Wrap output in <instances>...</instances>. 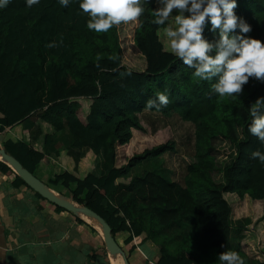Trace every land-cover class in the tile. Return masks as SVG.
<instances>
[{
  "label": "trees",
  "instance_id": "1",
  "mask_svg": "<svg viewBox=\"0 0 264 264\" xmlns=\"http://www.w3.org/2000/svg\"><path fill=\"white\" fill-rule=\"evenodd\" d=\"M80 2L62 7L59 0H39L29 8L26 0H10L0 7V133L27 119L35 125L21 140H5L3 150L47 188L99 215L116 242L124 236L129 254L134 238L143 235L157 248L150 264H221L219 254L234 251L232 208L224 194L264 203V164L251 158L253 151L264 152V144L248 132L250 106L264 97V83L250 78L239 97L215 94V78L199 81L194 69L164 49L159 35L168 21L153 22L156 0H142L146 11L132 34L145 69L127 68L119 41L123 24L105 33L87 29ZM236 2V15L251 25L247 35L264 42V0ZM210 27L205 39H218ZM158 92L170 103L147 108ZM145 112L175 115L193 126L194 153L182 181L149 170L133 173L176 151L167 139L132 142ZM65 133L60 156L56 139ZM84 150L93 153V165L79 177ZM0 172L14 189H30L1 160ZM100 251L106 256L103 241L89 260ZM235 252L244 264H264Z\"/></svg>",
  "mask_w": 264,
  "mask_h": 264
},
{
  "label": "clouds",
  "instance_id": "2",
  "mask_svg": "<svg viewBox=\"0 0 264 264\" xmlns=\"http://www.w3.org/2000/svg\"><path fill=\"white\" fill-rule=\"evenodd\" d=\"M9 2L0 0V7ZM38 3L39 0H26L29 8ZM59 3L67 7L69 0ZM156 4L153 10L156 25H165L176 13L174 26L164 29L171 53L194 69L193 76L199 81L215 78L212 91L219 97H239L250 78L264 83V42L247 35L252 28L236 15V0H156ZM79 8L89 17L87 29L97 33L121 24H139L146 11L142 0H81ZM209 24V31L218 33V39H205L204 30ZM169 103L168 95L158 92L155 100L146 102V107L158 109ZM249 112L252 119L248 132L264 144V97L257 98ZM251 158L264 164V152L253 151ZM219 260L221 264H244L235 251L221 252Z\"/></svg>",
  "mask_w": 264,
  "mask_h": 264
},
{
  "label": "crops",
  "instance_id": "3",
  "mask_svg": "<svg viewBox=\"0 0 264 264\" xmlns=\"http://www.w3.org/2000/svg\"><path fill=\"white\" fill-rule=\"evenodd\" d=\"M34 129L31 119L5 128L0 133V146L8 139L21 140L24 130L32 133ZM2 135L5 136L3 139ZM65 141L67 137L64 134L56 142L55 147L61 149L60 156L66 153L63 150L67 145ZM85 151L90 159L89 171L94 155L89 150ZM82 156L80 161L83 160ZM79 164L78 175L83 177L85 174H82ZM123 238H117L120 247ZM102 241L100 232L79 213L58 211L55 205L37 197L25 186L14 189L11 180L0 172V264H111L107 251L106 256L100 251L96 253V259L89 260L93 247ZM131 245L135 249L130 255L136 257L138 253L142 256L149 254L153 246L143 235L134 238ZM117 255L121 257L119 253Z\"/></svg>",
  "mask_w": 264,
  "mask_h": 264
},
{
  "label": "rangeland",
  "instance_id": "4",
  "mask_svg": "<svg viewBox=\"0 0 264 264\" xmlns=\"http://www.w3.org/2000/svg\"><path fill=\"white\" fill-rule=\"evenodd\" d=\"M168 21L167 27L173 25L174 16ZM136 27V23L123 24L119 41L122 46V64L127 68L135 71H143L145 69V60L133 46L132 34ZM160 40L164 49L171 52L169 41L164 34L160 33ZM142 130L133 131V143L145 140H171L175 143L176 151L174 153H166L161 158L147 163L145 166L134 169L133 173L139 175L146 170L168 175L173 181H182V177L186 171V162L188 155L194 153V128L189 123L182 122L177 116L166 117L157 113L145 112L139 115ZM65 135H67L65 133ZM3 139L5 136H1ZM58 140V137L57 139ZM1 145V144H0ZM2 146H0L1 148ZM87 151H83V160L80 161V169L82 174L88 172L89 164ZM119 160L122 153L118 150ZM119 162V161H118ZM218 178V177H217ZM235 195L224 194V199L232 208V243L234 251L243 252L250 260L257 263L264 261V203L263 201H254L247 196L242 200L234 197ZM82 217V214L79 213ZM238 228L240 230H238ZM121 243V241H120ZM154 246V245H153ZM151 247L149 254L138 253L136 257L127 252V248L121 245V250L125 253L128 264H150L149 260L153 255L157 254V248ZM155 249V251H154ZM154 251V252H153ZM117 255V253H115ZM110 255H108L109 258ZM120 257V256H119ZM122 257V256H121ZM120 257V258H121ZM110 260V258H109ZM112 264V263H111ZM122 264V263H121Z\"/></svg>",
  "mask_w": 264,
  "mask_h": 264
},
{
  "label": "water",
  "instance_id": "5",
  "mask_svg": "<svg viewBox=\"0 0 264 264\" xmlns=\"http://www.w3.org/2000/svg\"><path fill=\"white\" fill-rule=\"evenodd\" d=\"M0 156L1 161L10 167L32 191L39 194L48 202L69 212L87 213L93 219H95L102 228V233L100 234L102 236L106 251L109 254L119 252L123 258L124 264H128L125 253L121 250V247L111 235V229L109 225L99 215L86 207L74 204L70 199L69 203L64 201V199H66L65 197H62L51 189L47 188L39 179L32 175L28 170L23 168L17 160L5 153L3 148H0Z\"/></svg>",
  "mask_w": 264,
  "mask_h": 264
},
{
  "label": "bare ground",
  "instance_id": "6",
  "mask_svg": "<svg viewBox=\"0 0 264 264\" xmlns=\"http://www.w3.org/2000/svg\"><path fill=\"white\" fill-rule=\"evenodd\" d=\"M64 201L66 202H70L69 199H64ZM80 214H82V217L84 218L85 221H87L88 223H90L91 225H93L100 233H102V228L100 226V224L95 220L93 219L89 214L87 213H82V212H79ZM116 253H119V252H116ZM120 254V253H119ZM110 255V260L113 264H123L122 262V259L114 253L112 254H109Z\"/></svg>",
  "mask_w": 264,
  "mask_h": 264
}]
</instances>
